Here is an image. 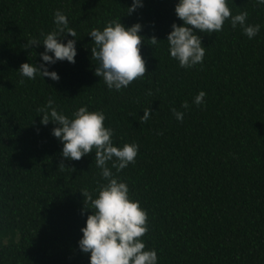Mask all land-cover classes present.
Instances as JSON below:
<instances>
[{"label": "trees", "instance_id": "1", "mask_svg": "<svg viewBox=\"0 0 264 264\" xmlns=\"http://www.w3.org/2000/svg\"><path fill=\"white\" fill-rule=\"evenodd\" d=\"M178 2L143 0L129 15L133 0H0V264H90L79 247L92 211H84L81 190L96 198L97 182L107 181L94 152L79 161L62 156L52 134L58 125H43L37 111L49 99L69 118L83 106L102 110L115 146L139 145L135 163L112 172L148 213L142 239L157 264H264V4L228 0L232 14L247 11L259 33L249 39L230 21L217 33L197 30L204 61L182 68L166 40L173 23L183 24ZM56 10L77 33L63 38L76 40V62L48 65L58 81L23 77L22 63H44L43 44L25 47L55 29ZM117 18L143 25L148 68L119 91L94 74L89 35ZM153 35L156 46L148 44ZM200 91L205 102L197 106Z\"/></svg>", "mask_w": 264, "mask_h": 264}, {"label": "clouds", "instance_id": "2", "mask_svg": "<svg viewBox=\"0 0 264 264\" xmlns=\"http://www.w3.org/2000/svg\"><path fill=\"white\" fill-rule=\"evenodd\" d=\"M257 3L264 4V0H257ZM139 7H143V0H133L127 14L131 15ZM175 13L183 24L173 23V30L166 40L170 56L178 60L182 68H192L204 61L206 49L197 30L200 33H217L223 30L226 21H230L233 28L239 25L249 39L260 31L259 24L246 22L247 11L233 15L228 0H179ZM54 22V30L41 34L42 42L35 37L27 41L25 49L44 45L45 51L39 53L44 63H22L18 71L23 77L34 80L39 74L58 81L59 74L49 71L48 65L64 60L76 62V40L63 42L65 36H77L75 29L69 27L68 17L60 10H56ZM142 27L140 22L127 27L117 18L109 21L103 30L93 28L90 31L93 38L91 59L98 62L94 74L101 77L110 90L126 88L148 72L147 61L141 51L145 41L141 35ZM148 40L150 46H156L160 41L155 35ZM20 83L23 84L24 80ZM152 94L149 90L148 95ZM205 96L206 92L200 91L193 102L200 106L205 102ZM54 105V100L49 99L37 111L42 113L43 125L50 121L58 125L52 129V134L63 143L62 156L79 161L94 152L100 175L107 181L103 184L97 182L96 198L87 188L81 190L84 211H92L87 216L86 226L81 229L80 249L90 253V264H157L156 250H146L142 239L149 231L148 213L138 200L130 197L128 184L112 172V168L120 172L130 163H135L139 145L125 143L123 147L115 146L112 139L114 130L105 126L106 116L102 110L89 111L87 106H83L69 118ZM181 107L187 109L188 101H184ZM171 111L178 121L183 122V112L175 107ZM151 113V108L144 109L140 122L146 123ZM109 161H112L111 168L108 167ZM63 166L61 162L59 167Z\"/></svg>", "mask_w": 264, "mask_h": 264}]
</instances>
